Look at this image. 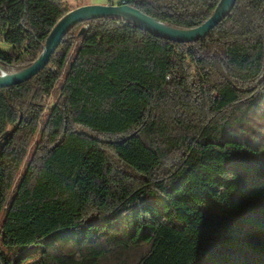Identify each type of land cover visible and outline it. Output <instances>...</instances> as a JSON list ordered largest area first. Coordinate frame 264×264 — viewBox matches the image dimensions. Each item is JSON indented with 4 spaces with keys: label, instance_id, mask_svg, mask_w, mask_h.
Segmentation results:
<instances>
[{
    "label": "trees",
    "instance_id": "1",
    "mask_svg": "<svg viewBox=\"0 0 264 264\" xmlns=\"http://www.w3.org/2000/svg\"><path fill=\"white\" fill-rule=\"evenodd\" d=\"M219 2L117 4L192 30ZM76 8L0 0V75ZM0 264H264V0L186 44L77 24L0 89Z\"/></svg>",
    "mask_w": 264,
    "mask_h": 264
},
{
    "label": "water",
    "instance_id": "2",
    "mask_svg": "<svg viewBox=\"0 0 264 264\" xmlns=\"http://www.w3.org/2000/svg\"><path fill=\"white\" fill-rule=\"evenodd\" d=\"M235 2L236 0H220L212 15L203 24L192 30L172 29L136 9L120 4L103 6L85 5L78 7L67 13L57 22L46 38L41 54L28 68L17 73H4L0 75V89L26 82L43 70L48 64L51 55L59 47L63 37L77 24L113 16L122 18L154 38L186 44L205 39L231 12ZM84 30L85 28H82L79 34L81 35Z\"/></svg>",
    "mask_w": 264,
    "mask_h": 264
},
{
    "label": "rangeland",
    "instance_id": "3",
    "mask_svg": "<svg viewBox=\"0 0 264 264\" xmlns=\"http://www.w3.org/2000/svg\"><path fill=\"white\" fill-rule=\"evenodd\" d=\"M67 1L69 4H75V5H80L81 3H88V5L103 6V5H107L109 0H67ZM113 1L115 3V2H118L119 0H113ZM57 88H58V85L55 87V90L53 92L55 96H57V93H58ZM52 104H53V99L49 98L47 101L48 108H50ZM47 112L48 111L46 110L45 113Z\"/></svg>",
    "mask_w": 264,
    "mask_h": 264
},
{
    "label": "crops",
    "instance_id": "4",
    "mask_svg": "<svg viewBox=\"0 0 264 264\" xmlns=\"http://www.w3.org/2000/svg\"><path fill=\"white\" fill-rule=\"evenodd\" d=\"M118 2H115V4H117ZM70 5H72V6H74V7H81V6H85V5H88V3H81L80 5H75V4H70Z\"/></svg>",
    "mask_w": 264,
    "mask_h": 264
}]
</instances>
